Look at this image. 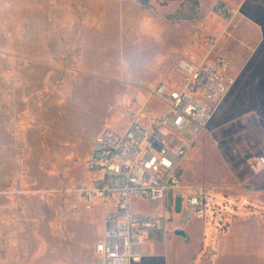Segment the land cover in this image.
Instances as JSON below:
<instances>
[{
    "label": "rangeland",
    "instance_id": "obj_1",
    "mask_svg": "<svg viewBox=\"0 0 264 264\" xmlns=\"http://www.w3.org/2000/svg\"><path fill=\"white\" fill-rule=\"evenodd\" d=\"M226 1L241 8L231 25L213 0H0V264H96L102 208L75 187L102 174L86 170L97 133L124 131L125 110L175 80L174 56L210 48L241 72L181 162L183 182L212 185L207 216L175 204L142 247L170 251L162 264H264V179L251 164L264 156V0ZM243 190L245 206L226 207L237 216L218 213Z\"/></svg>",
    "mask_w": 264,
    "mask_h": 264
},
{
    "label": "built area",
    "instance_id": "obj_2",
    "mask_svg": "<svg viewBox=\"0 0 264 264\" xmlns=\"http://www.w3.org/2000/svg\"><path fill=\"white\" fill-rule=\"evenodd\" d=\"M212 11L228 25L241 8L226 0H213ZM231 26L225 31L232 36ZM200 59L174 56L175 80L160 81L149 90L139 111L127 108L128 127L122 131L106 126L96 135L86 170L102 171L75 187L85 203H97L103 212V232L95 242L96 264H134L143 258L141 237L152 230H166L168 209L177 201L196 205L194 217L207 216L212 185L183 182L181 162L201 132L234 88L240 69L232 68L222 55ZM140 87L144 82L140 81ZM157 98L154 112L146 107ZM132 104L138 98H131ZM264 166V156L251 162ZM134 199L158 202L157 210L137 211Z\"/></svg>",
    "mask_w": 264,
    "mask_h": 264
},
{
    "label": "crops",
    "instance_id": "obj_3",
    "mask_svg": "<svg viewBox=\"0 0 264 264\" xmlns=\"http://www.w3.org/2000/svg\"><path fill=\"white\" fill-rule=\"evenodd\" d=\"M133 97V96H132ZM250 163H248V165H249ZM250 166V165H249ZM251 167V166H250ZM256 170H258L257 172H258V174H259V176L257 177L258 178V181H261V180H263L264 179V167L263 166H259V167H256L255 168ZM263 178V179H262ZM229 197V196H228ZM231 197H233L234 199H233V203H232V206H233V208L232 207H229L228 206V198H225L224 199V203H225V207L223 208V206H219V205H217V207L216 208H218L217 209V211H218V213H222V215H227V216H231V214L234 216V215H236L237 216V212H233V213H230L228 210H227V208H230L231 210H236V208H238L239 207V204H241V206L240 207H243V206H245V190H243L241 193H240V195L239 196H234V195H232L231 194ZM237 197H241V198H237ZM237 198V199H236ZM237 201H239L238 203H237ZM224 203H222L221 205H223ZM176 207H177V209H180V207H181V203H180V201H177L176 202ZM227 207V208H226ZM221 210V211H220ZM227 213V214H226ZM222 220V219H221ZM224 222V221H223ZM227 222L228 221H226V223L225 224H223V225H225L226 226V224H227ZM226 227H230V226H226ZM225 227V228H226ZM175 228H180V229H185V228H183V227H181L180 225H176L175 226ZM186 230V229H185ZM153 231V230H152ZM158 231H160V230H158ZM179 235V234H178ZM182 236V235H181ZM155 242H150V243H148V244H145L143 247H142V250H143V258H142V260H141V262L143 261V260H145L146 261V264H162V257L164 256V255H168V252H170V251H168V250H166V249H164L163 251L162 250H160L159 248H157L158 246H157V244H154ZM141 262H138V264L139 263H141Z\"/></svg>",
    "mask_w": 264,
    "mask_h": 264
},
{
    "label": "water",
    "instance_id": "obj_4",
    "mask_svg": "<svg viewBox=\"0 0 264 264\" xmlns=\"http://www.w3.org/2000/svg\"><path fill=\"white\" fill-rule=\"evenodd\" d=\"M175 232H176L177 234H180V235L186 236V232H185L183 229H180V228L175 229Z\"/></svg>",
    "mask_w": 264,
    "mask_h": 264
}]
</instances>
